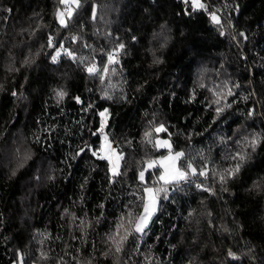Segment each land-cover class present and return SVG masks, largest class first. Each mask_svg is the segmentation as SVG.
<instances>
[{"label": "trees", "instance_id": "16d2710c", "mask_svg": "<svg viewBox=\"0 0 264 264\" xmlns=\"http://www.w3.org/2000/svg\"><path fill=\"white\" fill-rule=\"evenodd\" d=\"M202 2L80 0L65 26L60 0H0V264H264V0ZM105 109L119 175L99 158ZM161 124L208 175L164 188L140 235Z\"/></svg>", "mask_w": 264, "mask_h": 264}, {"label": "snow or ice", "instance_id": "6c2138e0", "mask_svg": "<svg viewBox=\"0 0 264 264\" xmlns=\"http://www.w3.org/2000/svg\"><path fill=\"white\" fill-rule=\"evenodd\" d=\"M183 2L185 4H190L192 11L203 10L205 12H208V5L203 3L202 0H183ZM60 3L66 5L67 16H69V17L72 15L73 6H75L77 8L80 6V0H60ZM58 15L60 17V23L62 25L66 26L65 19H64L65 13L60 12V13H58ZM209 15H210L213 23H215L217 25L221 24L220 18L216 15L215 11L210 12ZM221 34H223V33H221ZM241 35H243V34H241ZM49 43L51 45V39L49 40ZM119 48L123 49L124 45L120 44ZM64 51L66 52L67 55L72 56V53L67 52L66 49ZM59 54L60 53L58 51L56 56L52 57L53 61H55L57 59V56H59ZM108 59H109L110 63H118V61L115 59V57L112 54H109ZM96 71H97V69L95 68L94 65L92 67L88 68V72L90 74H95ZM103 71H104V73H107V71H108L107 67H105ZM13 95H16V93H13ZM58 95L62 98L65 95V93L60 92V93H58ZM76 99H77V101H79L78 97ZM217 111H219V109ZM106 113H107V109H105L104 112H101L99 114L102 118L101 127L99 129V132L101 134H104V127H105V124L107 121ZM154 131L157 133H159L161 131L166 132L167 129L164 127L163 124H161L159 127H156L154 129ZM145 137L150 138L151 132H146ZM104 141L106 143H105V145H103L101 147V151L104 152V155H101L99 158L100 159H107L109 161V163L112 165L113 175H119V172L117 170L119 168V161L123 159V156L116 154L115 150L111 148V144L108 142V137L106 134L104 135ZM149 142L152 143L153 141H151V139H149ZM259 142H260V138L255 137L253 140H251L248 143H249V146H251L253 148V150H255V147ZM154 143H155V146H157V147H163V148H167L169 150L168 156L161 158V160H159V161H152L148 165L149 167H153L154 165L159 164V166L161 168H163L164 171L159 176V180H162L165 184H169V183H173V182L178 183L182 180H187L189 175L196 176L198 174L200 176H205V177L208 175L207 171H205L203 169H201L198 173L197 169L195 167H193V165L188 161H185V168L187 170H182L181 168H179L177 166V162L180 161L181 158H183L185 156V153L183 151H178V152H175L173 154L171 151L172 145L167 140H156ZM96 154H97L96 152H93V155H96ZM237 158L240 161H243L246 159L245 155H242L240 153H237L236 156L232 157V159H237ZM240 168H241V164L237 163L234 168L226 169L224 173H217V175L219 176L220 183L221 184L227 183V180L229 178L235 177V175L240 171ZM188 170H190V171H188ZM139 178L141 181L144 180V172L143 171L140 172ZM205 190L207 191L208 189H205ZM144 191L147 195V201L143 206L144 214L135 218L136 223H135L134 231L136 233H142L144 231V229L147 227L148 220L151 218V216L156 211V204H157L156 193H158L159 191H164V189H155L154 190L153 188H145ZM132 222H133L132 214L129 213L128 223L131 224ZM122 227H124L123 222L118 226L116 236L109 237V239L115 245L116 252L122 251V245L127 240L128 235H129L128 231L125 230L124 235L119 236V228H122ZM117 236H119V239L116 238ZM229 255L233 256V259H238L231 252L229 253Z\"/></svg>", "mask_w": 264, "mask_h": 264}, {"label": "rangeland", "instance_id": "374dc122", "mask_svg": "<svg viewBox=\"0 0 264 264\" xmlns=\"http://www.w3.org/2000/svg\"><path fill=\"white\" fill-rule=\"evenodd\" d=\"M63 5V9L64 8H66V5H64V4H62ZM75 8H77V7H75V6H73V9H72V14L74 13V10H75ZM63 9H61L60 11H59V13L60 12H64L65 14H67V11H63ZM72 16V15H71ZM70 16V17H71ZM69 16H64V19H65V23L67 22V19L68 18H70ZM58 20H59V22H60V17H59V15H58ZM106 116H107V114H106ZM101 117V116H100ZM107 119H108V116H107ZM106 126H107V121H106V124H105V127H104V134H102V144H101V147L103 146V145H105V141H104V135L106 134L105 133V129H106ZM148 132H151V137L150 138H146L145 139V142H147V143H149L150 144V146H151V148H152V150L154 151V152H156V151H160V152H162L163 153V155H161V156H159V157H156V159H154V160H150L146 165H145V169H143V172H144V180L143 181H141L140 180V178H139V176H138V178H139V180L142 182V183H144V184H148V182L149 181H152L153 183L154 182H156L157 183V185H152V186H147L146 188H153L154 190L155 189H164V188H167L168 186H170V185H174V184H177L176 182H173V183H169V184H165L162 180H159V176L163 173V168H161L160 166H159V164H156V165H154L153 167H149L148 165H149V163L150 162H152V161H159V160H161V158H163V157H166V156H168V154H169V150L167 149V148H163V147H157V146H155V141L156 140H167L170 144H171V141L169 140V139H165V138H162L161 136H160V134H161V132H159V133H157V132H155V131H148ZM108 137V136H107ZM149 139H151V141H153L152 143H150L149 142ZM108 142L111 144V148L112 149H114L115 150V152H116V146H115V143H112L110 140H109V138H108ZM172 145V144H171ZM100 150H101V148H100ZM171 151H172V153L174 154L175 152L173 151V148L171 149ZM100 156L101 155H104V152H102V151H100ZM116 154H117V152H116ZM179 162L180 161H178L177 162V166L180 168V166H179ZM182 169V168H181ZM190 171V170H189ZM140 174V173H139ZM189 176H192V175H189ZM153 179V180H152ZM183 181V180H182ZM181 182V181H180ZM179 183V182H178ZM160 193H161V191H159L158 193H156V196H157V204H156V211H155V213L151 216V218L148 220V223H147V227L144 229V231L142 232V233H138V234H140V235H143L144 233H145V231L147 230V228L149 227V225H150V223H151V221H152V219H153V217L156 215V213H157V211H158V209H159V195H160ZM144 198H145V202H144V204L146 203V201H147V195H146V193L144 194ZM144 214V209H143V211H142V213H141V215H143ZM13 264H22V260H21V258L19 257L18 258V261H15Z\"/></svg>", "mask_w": 264, "mask_h": 264}]
</instances>
